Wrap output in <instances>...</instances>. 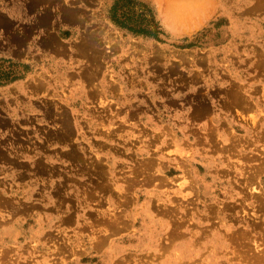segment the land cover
Returning <instances> with one entry per match:
<instances>
[{
  "label": "rangeland",
  "instance_id": "rangeland-1",
  "mask_svg": "<svg viewBox=\"0 0 264 264\" xmlns=\"http://www.w3.org/2000/svg\"><path fill=\"white\" fill-rule=\"evenodd\" d=\"M117 1L42 0L62 94L0 45V264H264V0Z\"/></svg>",
  "mask_w": 264,
  "mask_h": 264
},
{
  "label": "crops",
  "instance_id": "crops-1",
  "mask_svg": "<svg viewBox=\"0 0 264 264\" xmlns=\"http://www.w3.org/2000/svg\"><path fill=\"white\" fill-rule=\"evenodd\" d=\"M17 1L18 6L16 8V12L18 13V17L16 21L13 18H10L7 5H2L0 9V45H2V48L4 47L3 49L6 51V54L8 56L19 58L17 55L9 53V51H14L15 53L21 54V59L25 54H29L30 57H39L38 54L35 55L36 50H34V48L30 46L32 45V43L30 44L29 41L26 42L25 37H33L36 33H40L41 25L48 26L50 24V28L52 29L53 24L51 23L53 18L50 19L51 21L49 20V18L51 17L50 15L52 14L51 12L53 10L49 11L46 9L41 12L40 6L42 4V0ZM46 12H48L49 15ZM44 18H47L45 22L43 21L45 20ZM26 19L27 21H25ZM65 19L68 18L65 17ZM40 35L43 36L41 37L42 39L38 41L40 45L46 46L47 50L51 49V51H61L60 56H63L59 60L56 59V62L51 65L52 70L49 67V79L51 82L53 81L55 83V87H57L59 91L55 94H62L64 93V90L66 88L63 90L61 89V86L65 85L67 87L68 84L69 88V86H72L73 81H76V79H74V76L72 75L73 69L71 55L72 50L74 49L73 42L66 41L65 43L53 44L50 43V40L52 39L50 33L46 31L40 33ZM49 35L51 39L49 38ZM82 48H84V46H82ZM32 59L33 63L35 64L36 60L34 58ZM35 67L38 68V64H35ZM39 87L40 90L41 86ZM19 88V90L12 94H42L41 91H37V84L36 82L34 83V80H32L31 78L20 83ZM4 94L11 93L10 91H6ZM55 141L57 140L55 139Z\"/></svg>",
  "mask_w": 264,
  "mask_h": 264
},
{
  "label": "bare ground",
  "instance_id": "bare-ground-1",
  "mask_svg": "<svg viewBox=\"0 0 264 264\" xmlns=\"http://www.w3.org/2000/svg\"><path fill=\"white\" fill-rule=\"evenodd\" d=\"M258 9V8H257ZM46 13H48V12H46ZM71 14V13H70ZM69 14V15H70ZM43 15V14H42ZM48 15H49V13H48ZM72 16V15H71ZM70 16V17H71ZM40 17V16H39ZM48 17V16H47ZM72 18H74L73 16H72ZM45 19V18H44ZM47 19V18H46ZM46 19L45 20H43L44 22L46 21ZM164 19L167 21V24L168 25H171L172 24V22L174 21V15L172 14V13H170V11L168 10V8H166V10L164 9ZM50 39H51V37H50ZM49 111V110H48ZM51 114V113H50ZM1 119V118H0ZM62 121H64V120H62ZM68 122V121H67ZM8 123V122H7ZM71 126V125H70ZM71 128V127H70ZM67 129V128H66ZM65 130V129H64ZM59 133V132H58ZM57 133V134H58ZM68 135L69 134H67V133H63L62 135H60V137H62V139L63 140H67L68 139ZM78 155V154H77ZM74 158H75V156H73ZM192 159V158H191ZM37 161V160H36ZM171 166V164L169 165V167ZM176 168L178 169V168H182V167H184V161L182 160V161H179L178 163H176ZM254 176V175H253ZM256 176V175H255ZM256 178V177H255ZM250 179V178H249ZM249 181H251V180H249ZM251 183V182H250ZM253 183V182H252ZM253 184H255V182L253 183ZM256 185V184H255ZM262 186V185H261ZM253 187V186H252ZM254 188V187H253ZM252 188V189H253ZM255 189V188H254ZM257 189V188H256ZM255 189V190H256ZM258 190V189H257ZM255 192V191H254ZM257 192H259V190L257 191ZM260 193V192H259ZM261 194V193H260ZM264 194V193H263ZM262 200L264 201V199L262 198Z\"/></svg>",
  "mask_w": 264,
  "mask_h": 264
},
{
  "label": "trees",
  "instance_id": "trees-1",
  "mask_svg": "<svg viewBox=\"0 0 264 264\" xmlns=\"http://www.w3.org/2000/svg\"><path fill=\"white\" fill-rule=\"evenodd\" d=\"M120 1H121V0H118V1L116 2V6H119Z\"/></svg>",
  "mask_w": 264,
  "mask_h": 264
}]
</instances>
